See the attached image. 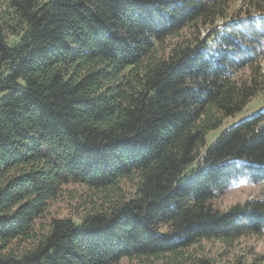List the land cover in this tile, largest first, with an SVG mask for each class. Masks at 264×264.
I'll list each match as a JSON object with an SVG mask.
<instances>
[{"label": "trees", "instance_id": "obj_1", "mask_svg": "<svg viewBox=\"0 0 264 264\" xmlns=\"http://www.w3.org/2000/svg\"><path fill=\"white\" fill-rule=\"evenodd\" d=\"M231 4L0 0V264H215L202 241L264 233V195L213 203L264 181V108L206 145L264 91V0Z\"/></svg>", "mask_w": 264, "mask_h": 264}, {"label": "rangeland", "instance_id": "obj_2", "mask_svg": "<svg viewBox=\"0 0 264 264\" xmlns=\"http://www.w3.org/2000/svg\"><path fill=\"white\" fill-rule=\"evenodd\" d=\"M232 10H238L246 6L247 0H231ZM264 108V91L257 94L251 101L247 104L244 110L231 118L224 121L223 125L211 132L206 138V145H208L218 134L231 124H235L242 119H245L252 114L260 111ZM204 149H202L203 152ZM264 195V181L253 182L248 180L244 176H239L237 178L231 179L227 185L219 191L213 199L214 205L222 210L228 209L231 205L235 203H242L249 199H257ZM66 204L62 203L55 205V208L64 213ZM200 249H198L199 255L203 256L202 253L215 256V264H226V256L229 252L231 254H244L252 251L260 254H264V233L260 236L257 235H246L240 238L236 243L235 247L231 249H223L222 245L217 241H202ZM230 254V256H231ZM228 258V257H227ZM228 262V261H227ZM147 261L122 259L119 264H146Z\"/></svg>", "mask_w": 264, "mask_h": 264}]
</instances>
